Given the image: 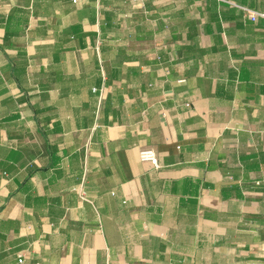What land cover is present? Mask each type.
<instances>
[{"label": "crops", "instance_id": "obj_1", "mask_svg": "<svg viewBox=\"0 0 264 264\" xmlns=\"http://www.w3.org/2000/svg\"><path fill=\"white\" fill-rule=\"evenodd\" d=\"M262 6L0 0V264H264Z\"/></svg>", "mask_w": 264, "mask_h": 264}, {"label": "built area", "instance_id": "obj_2", "mask_svg": "<svg viewBox=\"0 0 264 264\" xmlns=\"http://www.w3.org/2000/svg\"><path fill=\"white\" fill-rule=\"evenodd\" d=\"M243 8L248 13L249 18L252 21L256 22L259 19H261L264 25V0H263V6L260 10L249 9L246 7ZM139 157L141 161L150 162L155 167L159 166V159L157 153L153 149H142L139 153ZM256 183L258 185L261 184L260 181H257Z\"/></svg>", "mask_w": 264, "mask_h": 264}]
</instances>
